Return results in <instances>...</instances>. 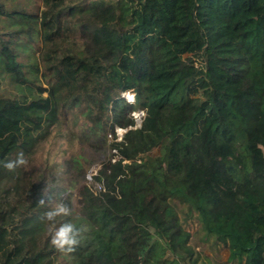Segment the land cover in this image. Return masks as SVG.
<instances>
[{"label": "trees", "instance_id": "16d2710c", "mask_svg": "<svg viewBox=\"0 0 264 264\" xmlns=\"http://www.w3.org/2000/svg\"><path fill=\"white\" fill-rule=\"evenodd\" d=\"M33 4L0 0V162L28 160L0 164V264H198L178 210L230 262L264 264V0ZM46 127L109 152L74 203L51 185ZM57 202V226L81 229L69 254L41 219Z\"/></svg>", "mask_w": 264, "mask_h": 264}, {"label": "rangeland", "instance_id": "374dc122", "mask_svg": "<svg viewBox=\"0 0 264 264\" xmlns=\"http://www.w3.org/2000/svg\"><path fill=\"white\" fill-rule=\"evenodd\" d=\"M40 0H32L33 5H38ZM124 97L125 101L133 102V93L128 91L121 95ZM130 115L131 118L135 119V127H139L143 119L147 116L148 111L143 110ZM87 128H80L76 133L79 137L77 144H68L67 140L65 143H61L55 133L54 129L46 127V136L40 140L43 149H50L52 151V158L48 163V167L54 168L51 171V175L55 183H52L53 190L72 194V203L76 202L78 199L77 192L80 186L84 185V179L88 176L96 174L95 172L99 170L100 164L105 162L109 152H98L97 142L93 140L92 137L87 138V141L83 138L81 140L82 133H86ZM69 131L71 133H69ZM74 130H66V134H71L72 137ZM125 130H116L117 141L121 139L122 134ZM46 140V141H45ZM45 141V142H44ZM107 144V142H106ZM74 153L82 154V163L88 169L83 174L76 168L71 167L70 159ZM157 153V150L152 152L153 155ZM137 160V159H136ZM96 186V185H94ZM178 216L182 221L183 226L191 234L190 245L199 254L198 264H238V262H230L228 260V251L222 245L214 243L212 238H206L201 229V224L195 216H189L178 210Z\"/></svg>", "mask_w": 264, "mask_h": 264}, {"label": "clouds", "instance_id": "9594fccd", "mask_svg": "<svg viewBox=\"0 0 264 264\" xmlns=\"http://www.w3.org/2000/svg\"><path fill=\"white\" fill-rule=\"evenodd\" d=\"M128 102V101H127ZM130 103V102H129ZM9 172L15 173L18 169L26 167L28 160L23 152L17 154L15 160L0 162ZM50 188L45 186L42 190V197L38 201L40 206H45L49 201ZM72 215L71 208L62 202H57L48 211L44 212L41 219L49 224L51 229L50 244L61 254H69L76 250L80 244L82 235L81 229L72 222L60 223L58 226L56 220L58 217H68Z\"/></svg>", "mask_w": 264, "mask_h": 264}, {"label": "built area", "instance_id": "2783aa9c", "mask_svg": "<svg viewBox=\"0 0 264 264\" xmlns=\"http://www.w3.org/2000/svg\"><path fill=\"white\" fill-rule=\"evenodd\" d=\"M96 173V172H95ZM94 175H96V174H94ZM92 176V175H91ZM91 176H88L87 178H86V181H85V185H87V186H89L90 185V183H91Z\"/></svg>", "mask_w": 264, "mask_h": 264}, {"label": "water", "instance_id": "95a60500", "mask_svg": "<svg viewBox=\"0 0 264 264\" xmlns=\"http://www.w3.org/2000/svg\"><path fill=\"white\" fill-rule=\"evenodd\" d=\"M139 112V111H138Z\"/></svg>", "mask_w": 264, "mask_h": 264}]
</instances>
